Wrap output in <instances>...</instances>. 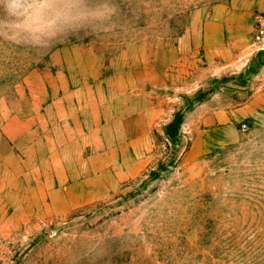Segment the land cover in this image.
<instances>
[{
  "label": "rangeland",
  "instance_id": "obj_1",
  "mask_svg": "<svg viewBox=\"0 0 264 264\" xmlns=\"http://www.w3.org/2000/svg\"><path fill=\"white\" fill-rule=\"evenodd\" d=\"M0 264H264V0H0Z\"/></svg>",
  "mask_w": 264,
  "mask_h": 264
},
{
  "label": "built area",
  "instance_id": "obj_2",
  "mask_svg": "<svg viewBox=\"0 0 264 264\" xmlns=\"http://www.w3.org/2000/svg\"><path fill=\"white\" fill-rule=\"evenodd\" d=\"M260 33H263V32L261 31ZM259 37H260V34H257V38H258V39H259Z\"/></svg>",
  "mask_w": 264,
  "mask_h": 264
}]
</instances>
